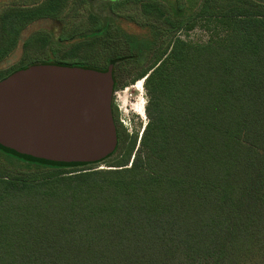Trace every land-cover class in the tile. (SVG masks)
<instances>
[{
  "label": "trees",
  "instance_id": "obj_1",
  "mask_svg": "<svg viewBox=\"0 0 264 264\" xmlns=\"http://www.w3.org/2000/svg\"><path fill=\"white\" fill-rule=\"evenodd\" d=\"M23 1L2 15L0 63L31 24L56 19L68 2ZM94 1L95 31L78 37L97 39L58 37L71 42L65 59L85 61L37 62L0 80L38 65L110 73L128 62L138 70L130 82L144 79L149 120L140 134L114 117L116 149L94 163H51L0 147V264H264V0L77 7ZM129 3L137 10L122 14ZM120 20L150 37L126 32ZM197 27L207 41L179 36ZM107 28L125 49L107 42ZM27 42L25 51L36 47ZM14 160L26 169L10 172ZM101 162L109 168L93 167Z\"/></svg>",
  "mask_w": 264,
  "mask_h": 264
},
{
  "label": "water",
  "instance_id": "obj_2",
  "mask_svg": "<svg viewBox=\"0 0 264 264\" xmlns=\"http://www.w3.org/2000/svg\"><path fill=\"white\" fill-rule=\"evenodd\" d=\"M113 72L38 65L0 80V147L61 164L102 161L117 146Z\"/></svg>",
  "mask_w": 264,
  "mask_h": 264
},
{
  "label": "rangeland",
  "instance_id": "obj_3",
  "mask_svg": "<svg viewBox=\"0 0 264 264\" xmlns=\"http://www.w3.org/2000/svg\"><path fill=\"white\" fill-rule=\"evenodd\" d=\"M78 0H68L67 5L63 12L56 19H43L31 24L24 32L22 41L19 47L0 63V73L7 75L10 72L21 68L23 66L35 64L37 62H49L53 60H65L69 63L83 62L85 57L81 55L74 59H65L63 57L66 47L71 42L61 44L58 42L59 35L65 31L69 36L74 37L75 41L86 44L91 43L95 39L94 37L79 38V34H89L95 31L92 21L90 20V14L92 10H96L99 5L94 1L93 5L88 3L87 6L77 7ZM96 2V3H95ZM23 0H0V39L2 36L1 20L2 15L9 10H17L25 7ZM93 7V8H92ZM137 5L129 3L125 7H121V13L127 14V11L137 10ZM94 12V11H93ZM117 26L122 27L126 32L137 36L139 38H149L150 32L148 28L141 27L137 24H131L122 20L115 23ZM106 25H103V27ZM106 33L107 42H115L119 45L120 49L124 48L119 42H123L120 37L108 35L110 34L109 28ZM179 36L183 39H190L197 42L207 41L209 34L205 29L195 28L188 32L182 30L179 32ZM28 40V44L37 41L36 47L26 49L23 48V43ZM41 40H48V44L45 47H41ZM168 41V38H164L161 42ZM125 49V48H124ZM87 57V56H86ZM88 58V57H87ZM109 59H105L99 67L103 66L105 69L108 65ZM40 64V63H37ZM149 63L139 64V68L146 67ZM136 67V65H135ZM130 66L128 62H120L116 64L113 70V77L115 81V88L113 94L114 110L119 113V118L116 119L117 124L122 125L127 129L129 133L138 131L140 134L147 124L149 117L146 109L147 105V93L144 86V79L138 80L135 83H131L130 80L137 74L138 70ZM126 83L124 87L120 85ZM115 101V102H114ZM117 104V106L115 105ZM8 164V163H7ZM11 165V164H10ZM110 162H101L93 165L97 169L109 168ZM9 166V164H8ZM26 169L25 164H22L16 160L12 162V166H9L10 172L18 173L19 170ZM250 264V263H249Z\"/></svg>",
  "mask_w": 264,
  "mask_h": 264
},
{
  "label": "flooded vegetation",
  "instance_id": "obj_4",
  "mask_svg": "<svg viewBox=\"0 0 264 264\" xmlns=\"http://www.w3.org/2000/svg\"><path fill=\"white\" fill-rule=\"evenodd\" d=\"M115 102V101H114ZM115 105L117 106V104L115 103ZM114 105H113V110H114ZM114 117H115V119H118L119 118V113H118V111L116 112L115 110H114Z\"/></svg>",
  "mask_w": 264,
  "mask_h": 264
}]
</instances>
